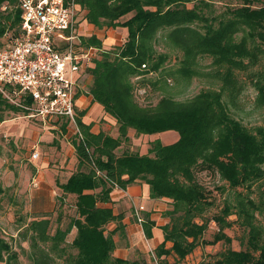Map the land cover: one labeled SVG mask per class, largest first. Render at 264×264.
Returning a JSON list of instances; mask_svg holds the SVG:
<instances>
[{"label":"trees","instance_id":"obj_1","mask_svg":"<svg viewBox=\"0 0 264 264\" xmlns=\"http://www.w3.org/2000/svg\"><path fill=\"white\" fill-rule=\"evenodd\" d=\"M76 1L86 10L87 21L98 27L128 30L123 46L94 57L85 70L93 77L88 94L117 120L120 136L94 133L91 124L76 114L79 132L72 142L78 167L58 186L61 195L76 198L77 216L70 218L66 228L59 225L54 232L49 215L31 220L20 231L21 238L29 242L23 251L31 264H148L112 258L116 244L113 232H106L112 221H118L117 229L124 228L123 216L115 215L107 205L111 192L137 182L150 185L152 198L171 200V208L164 213L168 222L160 227L164 240L156 247L158 264H171L168 256L178 263L197 247L219 241L227 247L207 264H264V223L258 216L264 218V123L249 126L236 112L240 71H249L264 57V0ZM218 1L227 3L221 13L212 10ZM20 23L18 0H0V42L7 32L16 36ZM79 38L80 46L102 48L96 35ZM208 60L205 67L210 70L205 71ZM249 74L256 80L257 105L264 107V71ZM204 76L210 78L207 87L179 98L182 87ZM171 78L175 84L170 83ZM143 88L158 93L157 101L142 103L137 91ZM2 97L0 93V101L6 103L8 99ZM9 103L12 109L22 110ZM51 121L62 122L66 133L72 124L66 118ZM131 129L138 135L175 130L179 139L169 144L156 139L144 154L129 150L118 154L116 150ZM204 171L219 174L233 189L259 183L260 196L255 199L236 190L234 201L225 202L207 217L215 197L199 178ZM63 199H59L61 205ZM211 221L218 231L212 240H206ZM154 225L144 217L148 238L153 236ZM234 226L243 231L240 249L232 246L233 238L225 231ZM75 227L77 234L68 242ZM167 242L172 246L167 247ZM18 256L0 231V261L20 264Z\"/></svg>","mask_w":264,"mask_h":264},{"label":"rangeland","instance_id":"obj_2","mask_svg":"<svg viewBox=\"0 0 264 264\" xmlns=\"http://www.w3.org/2000/svg\"><path fill=\"white\" fill-rule=\"evenodd\" d=\"M235 2V1H233ZM227 6L226 2H215L214 6L212 7L213 12L215 13H221L223 10H225V7ZM79 8V10H78ZM81 6L77 5V13L74 19V26L73 30H76L74 33L77 34L78 38L76 39L77 42H79L80 45V38L81 37H89L91 35L95 34H89V31L87 29L82 28L81 24L84 22L85 26L87 24H93L89 21H87L84 16L86 14V10L82 8ZM132 16L131 14H128L124 16L121 20H127L129 17ZM95 26V30H99L101 32H106L109 29H112L113 27H98L97 25L93 24ZM115 27L113 29L119 28ZM81 28V29H80ZM7 35H11V31L7 32ZM6 35V36H7ZM5 36V37H6ZM3 37V39L5 38ZM127 35L125 34L122 38V40H118L117 43L109 44L108 46H105L104 43L102 45V48L96 49L95 57H101L102 52L104 51H111L114 50L117 47L123 46L125 43V38ZM103 42V41H102ZM82 44V43H81ZM82 47H85V45H82ZM210 60L204 62V69L205 71L210 70L208 66ZM262 70L264 71V57L262 58L261 62H259L254 68L250 69L249 71H240V81H241V92L237 97V102L239 104V110H236V112H239L238 114L242 116L243 121L245 124L249 126H254L258 124L264 123V107H259L257 105V97H258V90L256 86L254 85V82L256 80H252L253 77L250 76L251 71H258ZM92 75L86 71L79 79V84L81 85V91L85 95L88 94L89 86L92 83ZM209 77H202L201 79H194L191 84L188 85V87H182V92L179 96L180 99H184L185 97L195 95L198 93L203 87H207L208 85L205 83L206 81H209ZM170 83L175 84V79L171 78L169 79ZM158 93L155 91L148 89L145 91V89H140L137 91V97L142 103H151L156 102L158 99ZM93 97V96H92ZM5 97L3 96L2 99ZM6 99V98H5ZM7 100V99H6ZM94 100V98H93ZM2 101V103H1ZM0 101V116L7 119L8 123L6 125H2L0 127V231L2 233V237L8 240L14 247V250H16L19 253V260L20 264H31L30 260L27 257V253L23 251V248L28 249L29 248V242L24 241L20 236V231L25 228V226L33 219L40 218L41 216H36L33 211L35 209L34 207V186L32 183L33 180V171L37 167V164H44V162H50V164H54L57 160L56 158V152L50 151L52 149L38 146L34 148H30L27 146L26 138L32 139L35 137V134H33L32 128H28L27 130L30 131L29 136L25 137L22 132L23 125H15L12 124L25 122L29 120L31 124H34L35 126L39 127H46V126H52L54 124L57 125L59 129H62V122L54 123L51 122H43L39 121L38 119L28 118V112L23 108L20 111L13 110L9 105L8 100L5 103L3 100ZM95 101V100H94ZM97 102V101H95ZM11 103V102H10ZM9 103V104H10ZM99 103V102H98ZM13 104V103H12ZM102 105V104H101ZM103 106V105H102ZM105 110V109H104ZM103 110V114L106 113L108 116V113L106 110ZM79 112V110H77ZM80 113V112H79ZM21 116V117H20ZM17 117V118H15ZM20 117V118H19ZM101 116H99L98 121L101 120ZM110 117V116H108ZM110 120H102L104 123H101V128L111 135L115 137H119V124L117 123V120L113 117ZM101 121V122H102ZM46 125V126H45ZM76 125L71 124L68 125V130L70 135H74L73 132H76ZM53 130V129H49ZM63 130V129H62ZM4 132V133H3ZM9 132V133H8ZM31 134V135H30ZM68 134V135H69ZM160 139L162 143L169 144L177 141L179 139V133L178 131L172 130V131H165L161 133H155V134H136L135 130L131 129L128 132V137L123 138V145L119 147L116 151L118 154H121L125 150H129L130 152H139L141 154H144L148 151V149L152 146V143L156 140ZM38 150V151H37ZM54 150V148H53ZM38 152V157H34L33 153ZM38 158V159H37ZM48 165V163H47ZM46 165V166H47ZM199 178L201 181H203L205 184H207L212 190V193L214 195V203L212 206L208 208V211L206 212L207 217H212L214 214H216L223 206L224 203L227 201H234L235 198V192L241 191L245 195H250L252 198L258 199L260 196L259 193V183H254L251 188L248 187H238L237 189L230 188L228 183L224 180H221L219 174H211L207 171L200 172ZM219 186H225L224 190L218 189ZM62 194V192H61ZM66 196L65 195H57L56 197V204L55 211L51 212L49 215L52 220V232L55 231V229L61 225L62 228H66L68 226V223L70 222V218L77 216V211L74 206L75 203V197L74 196ZM60 198H64V203L61 205V201H59ZM172 204L170 203V206ZM60 214H62V218L60 217ZM135 214V213H134ZM144 214V213H143ZM142 216L144 217V215ZM262 223H264V218L261 217V215H258ZM236 216H233L235 218ZM61 219V221L59 220ZM137 218V217H136ZM209 228L206 231L204 238L206 240H212L213 236L216 231H218V226L214 221H211L209 223ZM124 229V228H123ZM226 233L230 236H232V246L235 249H240L241 245V237L243 236V231L238 226H234L232 228L225 229ZM106 232L108 233L109 231ZM141 245H144V250L141 251L140 248L136 249L133 248V255L129 254L127 256H121L120 251L128 248L130 244L126 242L125 237L123 236L121 239L115 242L116 247L115 250L112 252L111 257H120L127 260H136L139 259L140 261H147L148 264H158V256L156 248L153 246H150L149 243L151 241L150 238H147L141 231ZM72 239L71 233L67 236V241L71 242ZM127 243V244H126ZM227 247V243L224 241H219L218 243L214 245L203 246V248H196L191 254H189L185 259L182 261L175 263V258L173 256H168L169 261L171 264H207V263H213L216 259V254ZM0 264H6L5 262H0Z\"/></svg>","mask_w":264,"mask_h":264},{"label":"built area","instance_id":"obj_3","mask_svg":"<svg viewBox=\"0 0 264 264\" xmlns=\"http://www.w3.org/2000/svg\"><path fill=\"white\" fill-rule=\"evenodd\" d=\"M18 7L19 33H6L0 42V93L32 118H66L76 125L79 79L96 53L76 41L77 1L18 0ZM143 209L135 211L141 225Z\"/></svg>","mask_w":264,"mask_h":264},{"label":"crops","instance_id":"obj_4","mask_svg":"<svg viewBox=\"0 0 264 264\" xmlns=\"http://www.w3.org/2000/svg\"><path fill=\"white\" fill-rule=\"evenodd\" d=\"M84 23L81 24L82 28L87 29L89 34H95L103 41L105 46L115 42L117 43L118 40H122L123 36L128 33V30L125 27H119L117 29L112 28L106 32H101L99 30H95V26L93 24H87V26H85ZM83 74L84 72L82 75ZM77 94V115L81 117L85 124H91L92 132L99 133L100 131H105L101 128V123H104L105 120L112 119L111 117L113 116L108 114V116H110L108 117L106 113L103 114L104 107L100 103L95 102L91 95L83 94L80 84L77 89ZM13 110L15 111V109ZM77 110H79V112H83L82 115H79ZM101 115V120L98 121V118ZM29 117L30 116L28 115V118ZM38 120L41 121L40 119ZM102 120H104V122ZM7 121V119L0 116V127H2V125H6L8 123ZM20 124L23 125L22 132L25 137L27 135L29 136V133H31L27 130L28 128H32L33 134H35V137L32 139L26 138L25 141L27 146L30 148L42 146L47 149H52L50 151L56 152L57 160L54 164L51 165L50 162H44L42 165H36L37 167L33 171L32 180L35 191V209L33 213L36 216L41 217L44 215H50L51 212L55 211V206H57V195H61V192L63 193L58 184L67 182L68 178L77 170L78 167L79 158L76 153V148L72 142V137L75 136L74 133L76 132L74 131V135H70L69 130L67 133L63 132V130L59 129L56 124L52 126L45 125L46 127H43L42 129V127L31 124L29 120L27 123L21 121L19 124L16 123L12 125L15 126ZM170 203L171 200L167 198H152L150 195V185L145 182H137L129 185L127 188L116 187L113 189L111 192V201L107 203V205L112 207L115 215L123 216L121 222L124 229H117L118 221H112L108 224L107 231L113 232L115 242L123 236L125 237L126 242L129 241L128 243L130 246L120 251L121 256H127L128 253L133 255L132 251L134 247L136 249L140 248L141 251L144 250V245L140 244V237L141 231L144 235L145 232L143 230V224L141 225L138 222L136 215L134 214L136 208L143 206L144 209L142 210V214L144 213V217H148L155 222L152 229L153 236L150 238L151 241L149 245L156 248L164 240V233L160 227L168 222V217L164 216V213L166 210L171 208ZM76 234L77 228L75 227L71 231V242L74 240ZM171 246L172 242H167V247ZM206 246L207 248L209 247V245ZM199 248H203V246L201 245Z\"/></svg>","mask_w":264,"mask_h":264}]
</instances>
